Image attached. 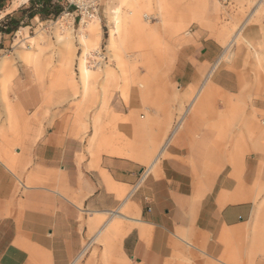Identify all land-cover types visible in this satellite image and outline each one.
Wrapping results in <instances>:
<instances>
[{
    "label": "crops",
    "instance_id": "0c3cea01",
    "mask_svg": "<svg viewBox=\"0 0 264 264\" xmlns=\"http://www.w3.org/2000/svg\"><path fill=\"white\" fill-rule=\"evenodd\" d=\"M14 1L0 0V53L12 47L11 36L16 30L23 35L26 28L56 18L65 8L55 0H29L11 10ZM147 4L142 3L139 10ZM192 4V0L187 3ZM205 8L200 15L208 11ZM202 21L200 17L198 22ZM246 23L240 29L244 30ZM188 39L175 47L167 82L186 95L209 85L226 100H208L210 90H205V98L194 103L170 102L175 123L182 109L188 114L183 115L174 134L146 169L148 174L155 168V173L139 183L145 168L132 160L138 155L130 141L102 139L101 148L116 157L87 156L79 162L84 146L67 136L62 120L51 122L32 148L36 169L28 175L32 182L38 175L46 177L44 186L23 185L27 194H22L18 178L0 160V264H88L82 257L98 239L120 245L116 264H226L223 259L230 252L228 241L246 238L247 232L251 239L246 250L249 259L255 249L264 248V201L257 211L254 201L264 188V116L258 115L264 111V102L255 99L254 87H248L254 85L257 74L244 70L245 60L240 55L232 62L225 60L233 48L227 51L230 42L225 48L203 33ZM113 55L120 59V55ZM7 57H2L0 68ZM23 57L30 59L31 55L24 53ZM23 104L30 106L27 101ZM147 110L152 120L139 124L143 139L161 140L170 117L161 118L155 110ZM191 110L195 111L190 114ZM141 118L145 120V116ZM153 120L158 121L157 129L151 127ZM92 125L96 135L101 129L100 115L93 117ZM30 136L33 138V134ZM218 141L224 142L221 148L213 146ZM136 185L139 187L129 206L136 216H116L128 223H112L116 217H111L90 234L88 215L93 216L92 224H98L102 219L94 216L109 214L121 205L117 190ZM262 199L264 194L258 202ZM91 235L94 238L86 245Z\"/></svg>",
    "mask_w": 264,
    "mask_h": 264
},
{
    "label": "rangeland",
    "instance_id": "374dc122",
    "mask_svg": "<svg viewBox=\"0 0 264 264\" xmlns=\"http://www.w3.org/2000/svg\"><path fill=\"white\" fill-rule=\"evenodd\" d=\"M128 1L131 0L102 2L97 18L90 22L100 20L102 39L99 45L94 46L91 41L82 38L83 25H79L78 19L74 22L73 16L60 14L47 22L37 23L32 29L26 28L23 35L17 34L19 29L16 30L11 36L12 47L0 53V63L2 57L8 56L0 68V160L18 178L17 186L22 194H27L23 185L46 184V177L42 175H38L33 182L28 179L30 172L36 169L31 151L44 136L49 124L56 119L65 123L67 136L79 140L84 146L85 152L79 156V162L87 156L92 159H100L102 155L115 156L107 148L102 149L100 142L102 139L120 138L130 141L133 152L138 155L135 159H128L148 169L168 138L174 134L175 126L187 110L182 109L175 123L174 114L169 110L170 102L180 100L188 104L196 97L201 100L205 90H210L208 100H226L223 94L211 90L209 85L200 93L202 87L186 95L179 92L176 85L167 82L166 75L173 66L175 49L186 44L192 35L199 38L202 33L206 34L226 48L234 34L249 19L241 38L231 52L226 53L225 60L232 62L239 55L245 60L244 70L257 74L254 85L247 86L254 87L255 99L264 102V60L260 59L264 56V0H229L227 3L207 0L208 11L200 15L202 10H197L199 14L196 16L186 8L189 0H182L180 5L169 8L165 23L161 21L158 4L151 2L139 10L138 28L131 38L133 41L130 43L129 40L126 48L124 43L119 45L120 53L118 50L113 52L108 40L112 32V19L117 15L114 11ZM258 5L261 6L259 9ZM200 17H203V21L199 23ZM174 30L177 31L173 33ZM123 47L125 51H122ZM24 53L30 54L31 58L25 59ZM112 53L120 55V59ZM86 66L94 75L90 77L92 79L87 88L82 77L83 67ZM110 72L114 76L107 78L106 74ZM20 85L22 88H19ZM30 91L33 92L32 100L28 99ZM26 101L30 102L29 107H24L23 102ZM119 107L122 109L118 110ZM147 109L155 110L161 118L165 115L170 117V124L161 140L143 139L139 124L152 120ZM95 115H100L101 122V129L96 135L92 127ZM142 115L145 120L141 118ZM258 115L264 116V111L258 112ZM116 119L122 123L119 124ZM152 123L151 127L157 129L158 121L153 120ZM30 134H33V138ZM173 142L172 139L169 147ZM222 144L224 142H213L214 147L221 148ZM155 170L149 173H155ZM261 170H264V165ZM138 187L117 190L121 205L115 210L135 217L129 206ZM263 194L264 188L259 198ZM259 198L254 200L256 211L264 201L262 199L259 203ZM70 199L77 203L73 195H70ZM125 200L126 204L123 205ZM91 217L92 214H89L86 221L90 234L98 231L112 216H94L102 219L98 224H92ZM117 221L128 223L117 217L112 223ZM92 235L87 237L86 245L94 238ZM250 240L249 232L246 238L230 239L227 243L230 252L223 259L224 263L264 264V248L255 249L252 259L247 257ZM91 245L92 248L82 260L85 259L88 264H116L120 245L101 239Z\"/></svg>",
    "mask_w": 264,
    "mask_h": 264
},
{
    "label": "bare ground",
    "instance_id": "6f19581e",
    "mask_svg": "<svg viewBox=\"0 0 264 264\" xmlns=\"http://www.w3.org/2000/svg\"><path fill=\"white\" fill-rule=\"evenodd\" d=\"M28 1L29 0H15L10 9L15 10L21 4L26 3ZM152 1L153 0H131L128 2H123L124 6L123 5L120 6L118 14L115 17H113V19H112L113 20V26L111 28L112 32H111V36L109 39V41H110L109 46L113 52H116L118 50V46L121 45L122 43H124V45H125L124 47L126 48V45L128 44L129 40H131L130 43L133 41V39H131V38L133 37V35L136 34V30L138 28V19H139V15H140L139 6L142 3L150 4ZM176 1L182 2V0H156L158 7L160 9V15L162 17V21L164 23H165L166 17L169 15V8L175 7ZM192 1H193V4L191 6L186 5L187 6L186 8L190 9L193 14L196 13L197 10H200V9L202 10L207 5L206 4L207 0H192ZM123 7L125 10H123ZM95 18H97V17H95ZM250 18H252V17H250ZM71 20L73 21V17H71ZM93 20H91V21H93ZM91 21H87V22L83 21L81 23L83 25V27H82V29H83L82 30V38L84 40L88 39L95 46V45H99L101 38H102L101 26H100V20L99 19H96V21L94 23H90ZM247 22H248V20H247ZM243 28L244 27H242L241 29L239 28L233 42L232 43L230 42L231 44L228 47L227 51H229L234 46V44H236L238 42V39L241 38ZM124 47L122 50L125 51L126 49ZM120 52H121V50H118V53H120ZM92 75L93 74L90 73V67H88V66L83 67L82 77H83V81L85 84V88H87L89 81H90V77H92ZM106 75H107V78L113 77L111 72L106 74ZM203 88H204V86L201 88V90L198 93H200L203 90ZM203 96L204 97H202V99H204L206 95H203ZM197 99L198 98L196 97L195 100H197ZM195 100H193L192 103H194ZM156 161L157 160H154V162L152 163V166L155 165ZM109 215H111L112 217L119 216V217L131 219L130 217L125 216L123 213H121L120 211H116V210L109 212Z\"/></svg>",
    "mask_w": 264,
    "mask_h": 264
},
{
    "label": "built area",
    "instance_id": "2783aa9c",
    "mask_svg": "<svg viewBox=\"0 0 264 264\" xmlns=\"http://www.w3.org/2000/svg\"><path fill=\"white\" fill-rule=\"evenodd\" d=\"M56 2H61L64 4L65 8L62 12V14L71 15L74 17V22L75 20H79V25L83 21H91L95 17L98 16L102 2L104 0H55ZM225 3H227L229 0H221ZM148 172V170H147ZM149 174V172H148ZM146 173V169H144L141 172L139 182L143 179V177L148 175Z\"/></svg>",
    "mask_w": 264,
    "mask_h": 264
},
{
    "label": "trees",
    "instance_id": "16d2710c",
    "mask_svg": "<svg viewBox=\"0 0 264 264\" xmlns=\"http://www.w3.org/2000/svg\"><path fill=\"white\" fill-rule=\"evenodd\" d=\"M15 28H13V30H14Z\"/></svg>",
    "mask_w": 264,
    "mask_h": 264
}]
</instances>
